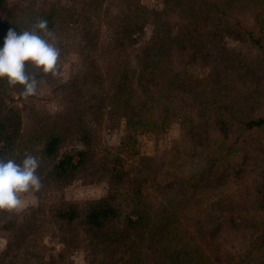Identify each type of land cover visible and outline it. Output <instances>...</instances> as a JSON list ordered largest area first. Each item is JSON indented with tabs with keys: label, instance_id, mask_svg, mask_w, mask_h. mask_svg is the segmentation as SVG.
<instances>
[{
	"label": "rangeland",
	"instance_id": "374dc122",
	"mask_svg": "<svg viewBox=\"0 0 264 264\" xmlns=\"http://www.w3.org/2000/svg\"><path fill=\"white\" fill-rule=\"evenodd\" d=\"M2 1L0 36L9 28L14 29L15 24L23 27L21 31L30 30L41 9L49 11L53 5L79 8L77 0ZM211 1L218 6L221 25L229 21L242 27L260 39L261 46L223 36L217 40L220 55L211 57L209 62L201 61L198 56L197 63L192 64L186 50V57L181 56L179 45L184 48L177 41V35L186 23L185 16L167 9L163 0H139L140 6L155 20L145 24L144 30L134 36L132 45L117 50L112 44L113 25H117L115 22L127 4L123 0H106L102 4L101 19L93 18L89 22L93 30L98 31L93 38L86 36L90 42L82 37L81 25L51 29L56 37L54 44L59 49L58 72L54 77L31 72V76L39 80L34 96L22 98L20 86L9 85L0 79V119L9 116L10 110L20 115L21 127L14 158L17 162L26 153L39 158L45 145V132L53 127L67 128L59 158L79 151H87L89 155L86 170L70 184L61 185L40 177L38 191L21 194L22 207L11 212L0 211V258L7 249L10 250L22 224L36 215L42 232L32 236L29 248H35L47 264L57 261L59 264H98L97 258L101 255L95 254L93 235L83 231L75 242L77 246L65 249L60 239L65 228L49 219L65 203L92 202L114 192L110 169L105 165L112 167L117 158L116 163L127 169L122 184L131 180L122 188L116 186L119 190L131 189L136 184L132 178L139 177L144 183L143 192L159 200L162 194L158 187L163 179H167L166 186L181 189L179 193L169 192L170 195L191 200L180 214V226L183 235L193 239L189 242L190 247L202 249L207 264H264V212H256L252 202L256 197L253 189L259 177H264V128L243 131L235 125L224 133L215 127L204 133L208 116L191 92L172 88L170 95H176L175 99L155 103L146 102L142 92L144 87L153 93L161 91L165 86L161 80L165 72L191 77L192 84L197 79L208 85L214 79L227 80L232 83L224 99L232 97L227 103L231 104L230 109H237L238 119L264 115V0ZM29 6L33 13L26 17L25 10L28 12ZM99 24H102L101 28H98ZM215 27L216 24L212 25V29ZM165 37L170 39L164 40ZM162 42L165 43L164 49L161 48ZM87 55L101 68L95 78L88 74ZM127 57L136 71L134 100H143L144 114L160 124L158 129L131 128L121 114L109 108L110 102L101 112L96 110L97 94L111 95L112 83L119 85L122 81L120 71ZM212 60L220 67L212 70L210 78L211 69L203 66L206 63L212 65ZM153 61L156 65L162 64L161 72L156 74ZM143 68L147 71L140 86L137 84ZM73 73L88 79V82H79L80 90L86 95L84 99H78L69 87L62 88ZM217 84L214 82L212 86ZM210 87L206 95L208 99L211 97ZM58 116L62 119L58 120ZM86 134L87 140L84 138ZM244 163L250 164L247 167ZM104 167L106 171H103ZM120 199L123 211H126L127 203L124 204L123 197ZM234 207L239 211L227 212ZM204 211L209 217L211 212H220L221 217L202 221L198 215ZM246 211L252 214L251 218L245 216ZM13 220L20 225L18 230L10 232L2 228ZM32 264H39L38 259Z\"/></svg>",
	"mask_w": 264,
	"mask_h": 264
},
{
	"label": "trees",
	"instance_id": "16d2710c",
	"mask_svg": "<svg viewBox=\"0 0 264 264\" xmlns=\"http://www.w3.org/2000/svg\"><path fill=\"white\" fill-rule=\"evenodd\" d=\"M105 1L77 0L78 9L68 8L63 5H53L48 8L49 11L41 9L37 14V19H46L49 30L55 28V26L69 28L81 25L83 27L81 29L82 37L88 40L86 38L87 35L93 38L98 33V31L93 30V25L90 23L93 18L101 19L102 4ZM123 1L127 6L120 12L122 15L115 22L117 25H113L114 38L112 39V44H115L117 50L118 48L126 49V47L132 45L134 36L144 30L145 24L150 20H155L152 19L154 16L148 10L140 6L139 0ZM163 1L168 6L167 9L180 12L186 18V23L177 35V41L184 48L182 49L179 45L182 51L180 53L181 56L183 58L186 57L184 51L186 50L189 55V61L192 64L197 63L195 60L198 56L201 57L199 58L201 61L209 62L211 57L220 55L221 51L218 49L217 40L223 36H230L242 43L261 46V40L242 27L236 26L229 21L222 22L221 25L218 6L211 0ZM1 2L4 1L0 0ZM25 13L26 17L33 13L30 6L29 11L27 12L26 9ZM214 24H216V27L212 29ZM101 27L102 24H99L98 28ZM13 28L17 32L23 29L21 25L16 24ZM5 34L6 32L0 36V42H2ZM171 38L173 40V37ZM169 39V37H165L164 40ZM88 42L90 41L88 40ZM112 44L109 46H112ZM161 48H165L164 42H162ZM125 54H127V51H125ZM85 60L88 61L89 65L90 71H88V74L92 77L95 74L99 75L101 68L93 58L87 55ZM153 64L156 67V74L161 72L160 67L162 64L156 65V61H153ZM95 66L97 67L96 69H94ZM203 67H209L211 69L209 74H211L212 70H217L220 65L214 61L212 65L206 63ZM36 71L32 66L26 67V72L29 76H31V72ZM146 71L147 68L142 69L137 85L141 86ZM120 72L122 81L119 85L115 82L112 83L111 89L113 91L111 95L97 94L99 102L96 110L101 112L110 102L109 108L121 114L131 128L149 130L151 127L158 129L160 124L155 120H150L144 114L143 100L140 98L138 102L134 100L133 94L135 90L133 87L135 86L136 71L129 57L125 60L123 69ZM209 77L212 78V74ZM80 80L88 82L86 77L73 73L71 79L62 85V88L65 90L69 87L71 93L76 95L78 99H84L86 95L85 92L80 90ZM161 80L165 86L157 93H153L149 88L144 87L142 89L144 99H147L146 102L172 101L176 98V95H170V89L172 88L191 92L193 96L198 98V106L208 116L204 133H207V129L211 127H215L221 133L227 132L235 125L243 131H254L264 128V115L246 117L240 120L236 117L237 109H230L231 104L227 103V100L232 97L228 96L224 99V96L229 91L228 86L232 81L218 80V82L214 79L212 82L209 81L210 87L202 79L194 80L195 83L192 84L191 77L181 76L177 73L169 74L167 72L164 73ZM214 82L218 84L213 87L212 84ZM71 85L74 88L70 87ZM209 87L211 89L210 99L206 98ZM132 101L135 105H133ZM93 107L96 108V105ZM8 114L9 116L0 119V159L5 160L15 158L17 135L21 127L20 115L12 110ZM57 119L60 120L62 118L58 116ZM70 122H72L71 119ZM232 122H234L233 125ZM66 130V127H53L51 130H47L45 132L44 149L40 153L39 158L37 157L39 160L38 176L42 177L43 180L53 181L61 185H67L74 181L80 172L86 170V165L89 162L87 151H79L74 154H66L61 158L58 157L60 147L66 137ZM87 137L88 135L86 134L85 140H87ZM116 160L117 158L113 161L114 165L112 167H110V164L105 165L110 169L109 174L112 176V182H114V185L112 183L114 192L112 191L106 197L92 202L83 204L65 203L55 211L52 218L50 216L49 221H57L60 227L65 228L62 230L63 233L60 237L64 246H66L65 249L70 250L71 246H77L75 242H78L79 234L84 231L94 237L95 254L101 255V258H97L98 264H207V261L203 258L202 249L190 247L189 242L193 239L191 236H184L182 226H180V214L187 205L191 204V200L186 199L184 196L170 195L169 192L175 194L181 192V189L166 186L167 179H163L162 184L160 183L158 187V190L161 189L162 194L159 200L143 192L144 183L139 177L132 178L136 184L132 185L131 189L124 188L119 190L116 186L122 188L124 184L129 183L131 180L122 184L125 176H127V169L120 167ZM244 164L248 167L250 163ZM207 165L208 163L206 167ZM103 171H106L105 167ZM191 181L196 182L193 179ZM121 190L123 193H121ZM253 190L256 194H254L256 197L252 201L254 208L256 212L262 210L264 212V177H259V182ZM120 197H123L124 204L127 203L126 211H123L124 207ZM230 202H232L233 206H236L233 200ZM238 211L234 207L233 210L227 212L232 214ZM249 215L250 213L246 211L245 216ZM35 216L29 218L20 228L17 220L9 221L2 227L10 232L18 230V228L19 230L14 237V243L10 244V250L7 249L0 258V264H20L23 261V264H32L35 259H38L39 264H47L45 259L39 257L40 253L35 248H29L32 236L42 232L40 221H37ZM198 216L202 221L208 218L217 220L221 217V213L211 212L209 217L208 212L204 211L203 214ZM251 216L252 214L249 218ZM207 228H209V225L204 227L205 230ZM196 233L199 234L198 232ZM204 235L201 237L203 238ZM20 249L22 251H16ZM55 264H59V262L57 261Z\"/></svg>",
	"mask_w": 264,
	"mask_h": 264
},
{
	"label": "clouds",
	"instance_id": "9594fccd",
	"mask_svg": "<svg viewBox=\"0 0 264 264\" xmlns=\"http://www.w3.org/2000/svg\"><path fill=\"white\" fill-rule=\"evenodd\" d=\"M47 20L39 18L30 30L17 32L9 28L0 42V79L9 85L20 86L22 98L36 94L39 80L29 76L27 66H32L43 76L57 75L59 49ZM39 160L32 154L15 159H0V211H14L23 205L21 194L36 192L41 187L37 174Z\"/></svg>",
	"mask_w": 264,
	"mask_h": 264
}]
</instances>
